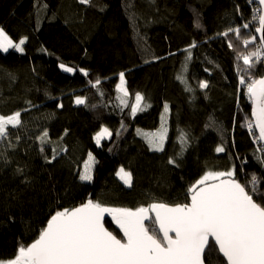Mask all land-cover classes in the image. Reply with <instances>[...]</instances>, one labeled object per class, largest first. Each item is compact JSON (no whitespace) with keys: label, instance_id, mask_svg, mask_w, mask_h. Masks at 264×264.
I'll return each instance as SVG.
<instances>
[{"label":"trees","instance_id":"obj_1","mask_svg":"<svg viewBox=\"0 0 264 264\" xmlns=\"http://www.w3.org/2000/svg\"><path fill=\"white\" fill-rule=\"evenodd\" d=\"M257 7L253 0H0V27L14 42L27 37L23 53L0 52V114L20 111L22 120L0 138V258L38 238L55 211L88 199L129 208L190 203L188 189L205 172L233 167L241 183L254 174L264 188V145L248 127L252 103L239 80L249 74L237 58L259 46L258 38L243 44L256 36ZM229 27H241V36L220 35ZM121 72L127 107L116 89ZM251 75L263 77L264 62ZM136 93L147 107L133 116ZM77 96L86 103L76 104ZM165 104L168 138L153 151L143 133L160 129ZM102 126L113 135L98 146ZM89 153L93 179L81 181ZM121 167L131 187L116 175ZM105 225L122 237L115 221ZM205 255L206 264H226L218 250Z\"/></svg>","mask_w":264,"mask_h":264},{"label":"snow or ice","instance_id":"obj_2","mask_svg":"<svg viewBox=\"0 0 264 264\" xmlns=\"http://www.w3.org/2000/svg\"><path fill=\"white\" fill-rule=\"evenodd\" d=\"M80 2L88 4L90 0ZM258 2L259 7L254 9L258 15L254 14L252 20L258 21L255 32L260 34L259 46L247 54H239L237 58L242 59L245 66L241 71L249 74L247 80L245 75H241L239 80L241 85H246L252 103L254 122L250 121L248 127L258 129L257 139L264 142V77L251 75L256 64L264 62V0ZM249 26V23L241 25L243 29ZM241 27H229L220 35L227 37L232 32L239 38ZM256 39L252 35L243 39V44L248 46ZM26 40L27 37H24L14 42L0 27V52L8 53L14 49L23 53ZM228 46L233 47L231 42ZM195 47V42L189 45V48ZM190 58L189 51L187 59ZM60 68L68 73L76 71L63 63ZM79 71L88 75L84 69ZM99 84L97 79L94 86ZM199 87L206 89L208 83L201 81ZM116 89L122 94L118 97L121 104L127 107L129 93L123 72L119 73ZM143 101L144 97L136 93L135 104L131 106L133 116L145 110L147 105ZM75 103L83 105L86 100L77 96ZM168 111L169 106L165 104V115L161 116L162 123L157 132L143 133L153 151L164 150L168 128L163 121ZM21 123L20 111L10 115L0 114V138L8 136L9 126L15 128ZM112 135L108 127L102 126L94 139L99 146L102 140ZM47 136L45 131L39 137L42 143L46 142ZM180 140L183 151L188 143L185 133L181 132ZM215 151L221 153L225 149L218 146ZM261 151L264 152V147ZM94 162L95 158L89 153L88 162L79 176L81 181L93 179ZM169 163L175 164L176 161L170 158ZM261 163L264 164V159ZM116 175L131 187V172L121 167ZM237 175L234 167L226 171L205 172L188 189L190 203L153 202L148 206L129 208L109 207L88 199L79 206L62 208L50 216L38 238L30 244H21L13 258H0V264H206V250H218L226 264H264V188L258 187L261 178L253 174L250 181L241 183ZM248 184L252 187L249 188ZM105 214L115 221L122 237L118 238L106 229Z\"/></svg>","mask_w":264,"mask_h":264},{"label":"water","instance_id":"obj_3","mask_svg":"<svg viewBox=\"0 0 264 264\" xmlns=\"http://www.w3.org/2000/svg\"><path fill=\"white\" fill-rule=\"evenodd\" d=\"M254 2H255V4L256 5H258V7H259V2H258V0H253ZM259 36H260V34H258V33H256V37L258 38V41H259ZM264 77V76H263ZM253 122H254V118H253ZM254 129H255V132H256V134L257 135H259V132H258V129H256L255 127H254ZM261 142V141H260ZM263 145H264V142H261ZM106 221H113L112 220V218H111V216H109V215H107V214H105V220H104V224H106ZM146 223H148V222H146ZM105 227H106V225H105ZM106 229H108V227H106ZM109 230V229H108ZM110 231V230H109ZM114 234V233H113ZM115 235V234H114ZM207 251V250H206ZM219 254H221V253H219ZM206 256V255H205ZM221 256H222V254H221ZM223 257V256H222ZM225 260V259H224ZM226 261V260H225Z\"/></svg>","mask_w":264,"mask_h":264},{"label":"rangeland","instance_id":"obj_4","mask_svg":"<svg viewBox=\"0 0 264 264\" xmlns=\"http://www.w3.org/2000/svg\"><path fill=\"white\" fill-rule=\"evenodd\" d=\"M101 142H102V141H101ZM92 156H93V155H92ZM93 157H94V156H93ZM94 158H95V157H94ZM87 162H88V160H87ZM87 162H86V163H87ZM95 165H96V159H95V162H94L93 165H92V171H93ZM84 168H85V165L83 166V168H82V170H81V174L83 173Z\"/></svg>","mask_w":264,"mask_h":264}]
</instances>
